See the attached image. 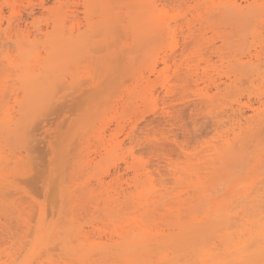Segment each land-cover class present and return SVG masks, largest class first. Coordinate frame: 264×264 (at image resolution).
I'll return each mask as SVG.
<instances>
[{"label": "rangeland", "instance_id": "374dc122", "mask_svg": "<svg viewBox=\"0 0 264 264\" xmlns=\"http://www.w3.org/2000/svg\"><path fill=\"white\" fill-rule=\"evenodd\" d=\"M131 1L135 3L0 0L4 12L0 33V121L4 123V127L0 123V264H78L66 247L81 243L73 241L71 234L67 244L63 240L68 236L66 230L75 227L78 232L82 226L93 241L99 242L105 234L101 242L107 244L106 235L116 226L134 220L160 237L143 251L144 264H264V233H257L264 230V0L243 11L228 5L210 9L213 2L228 0H186L183 4L163 0L157 14L165 10L171 24L153 28L141 13L150 0ZM88 2L96 8L86 14ZM59 5L69 16L66 30L54 23ZM88 19L94 22L90 26ZM73 27L76 31L69 38ZM250 55H259L262 61ZM52 80L60 82L56 86ZM36 96L38 100L32 99ZM239 110L245 118L242 125L233 126ZM227 138L232 147L225 146ZM118 142H123L121 149L116 148ZM137 172L142 179L130 198L127 192L115 193L112 188L118 178L122 177L127 188ZM149 175L154 176L157 189H167L163 200L158 198L160 204L148 208L143 201L154 195ZM101 177L105 185L98 188ZM199 182L202 185L196 187ZM246 192L252 193L250 198L238 199ZM116 198L123 216L109 212L116 208ZM133 202L139 207L132 211ZM123 203L128 209H123ZM223 203L229 208L216 213L217 204ZM61 218L71 221L62 223ZM248 219L258 223L252 233L240 237ZM37 234L44 236L39 247ZM252 237L260 242L243 254L255 241ZM135 240L144 237L131 236L123 246H102L101 258L96 248L92 255L97 257L88 262L128 264L124 256ZM85 253L90 252H81Z\"/></svg>", "mask_w": 264, "mask_h": 264}, {"label": "bare ground", "instance_id": "6f19581e", "mask_svg": "<svg viewBox=\"0 0 264 264\" xmlns=\"http://www.w3.org/2000/svg\"><path fill=\"white\" fill-rule=\"evenodd\" d=\"M10 1H12V0H10ZM57 1V3L58 4H61L62 3V0H56ZM85 1H87V0H85ZM90 1V0H89ZM97 1H99V0H97ZM108 1V0H107ZM142 1V0H141ZM132 2H134V1H131V0H129V4H132ZM146 2V1H145ZM148 3L146 4V3H144V11H141V13L143 12L146 16V19H148L149 18V20H148V22L150 23H148L149 25H150V27L149 28H153L154 26H159V25H165V26H170V21H169V18H167V16H166V14H165V10L163 11L164 12V14L162 15H160L159 14V16H158V14H157V12L159 13V5L161 4H163V0H150V1H147ZM171 2V1H170ZM184 2H186V0H174L173 1V3H176V4H183ZM257 2V0H252V2H251V0H228L227 2H220V3H214L213 2V5H212V7L210 8V9H216V8H219V9H221L222 7H224V6H230L229 8H234V9H237V10H239V11H243V10H245L247 7H249L250 5H252L253 3H256ZM44 3V2H43ZM88 3H90V2H88ZM96 3V2H95ZM123 3V2H122ZM135 3V2H134ZM15 4V3H14ZM14 4H12V5H10V4H8V5H10L11 6V8H14L15 6H14ZM63 4H66V3H63ZM91 4V3H90ZM127 4V3H126ZM146 4V5H145ZM45 5V4H44ZM94 5V4H93ZM98 5V4H97ZM165 5V4H164ZM110 6H112V4L110 5ZM135 6H136V4H135ZM98 7V6H97ZM143 7V6H142ZM94 8H96V7H93L92 6V4L90 5V6H88L87 7V13L86 14H89V12L90 13H93V12H91V11H93V9ZM101 8H102V10L104 9H106V5H104V6H101ZM100 8V9H101ZM122 8V7H121ZM125 8V7H124ZM124 8H122L123 9V11H124ZM136 8V7H135ZM162 8H165L164 6H162ZM108 9V8H107ZM130 9V8H129ZM128 9V10H129ZM2 10V9H1ZM1 10H0V33L2 32L1 30L2 29H4L3 28V23H2V21H1V16H2V14L4 13H2L1 12ZM11 10V9H10ZM65 8L62 6V5H59V7H58V10H57V13H56V15H57V20L55 19L54 20V23H55V21H56V23L57 24H60L61 26H62V29L64 28L65 29V24H66V19H67V17H69V16H67L66 15V13H65ZM135 10V9H134ZM98 11V10H97ZM130 11V10H129ZM85 12V11H84ZM94 12L96 13V11L94 10ZM133 12V11H132ZM137 12V11H136ZM230 12V14H231V11H229ZM228 12V13H229ZM84 14V13H83ZM132 14V13H131ZM155 14L157 15V17L158 18H156L155 17ZM55 15V16H56ZM91 15V14H90ZM139 16H140V14H139ZM143 16V15H142ZM142 16H140V18L142 17ZM13 17V16H12ZM85 17H86V15H85ZM90 18V16H88L87 15V18ZM108 17V11H105V18H107ZM145 17H143V21L145 22ZM3 18V17H2ZM16 18V17H15ZM137 18V17H136ZM135 18V20L137 21V19ZM77 19V18H76ZM113 19V18H112ZM120 19V18H119ZM114 20V19H113ZM140 20V19H139ZM141 20V21H142ZM209 20V19H208ZM12 20H9L8 21V28H10L11 26H12V22H11ZM14 21V20H13ZM79 21V20H78ZM114 21H116L117 22V20H114ZM142 21V22H143ZM19 22V21H18ZM88 22H89V26L90 25H92L93 23H91V19L89 20L88 19ZM106 23H108V22H106ZM105 23V24H106ZM75 24V23H74ZM109 24V23H108ZM112 24H113V26H114V23L112 22ZM137 24H138V22H137ZM145 24H146V22H145ZM19 25V24H18ZM97 25H100V22H99V24H97ZM96 25V26H97ZM111 25V24H110ZM109 25V26H110ZM117 25V27H118V24H116ZM16 26V25H15ZM60 26V27H61ZM105 26V25H104ZM148 26V25H147ZM151 26H153V27H151ZM22 27V26H21ZM94 27V26H93ZM264 27V26H263ZM8 28H6L5 30H4V33L5 34H8L9 33V30H8V33H7V29ZM36 28V27H35ZM89 28V27H88ZM92 28V27H91ZM97 28V27H96ZM99 28V27H98ZM102 28H104V29H106L107 28V25H106V28L105 27H102ZM102 28H100V29H102ZM114 28H115V26H114ZM119 28V27H118ZM15 29V28H14ZM67 29V28H66ZM65 29V30H66ZM76 28L75 27H73V29H72V34H71V36L69 37V38H72L73 37V34L75 33L74 31H76L75 30ZM99 29V30H100ZM117 29V28H116ZM19 30H21V29H19ZM42 30V29H41ZM91 30V29H90ZM107 30V29H106ZM115 30V29H114ZM154 30V29H153ZM165 30V29H164ZM11 31V30H10ZM24 31V30H23ZM38 31V30H37ZM83 31V30H82ZM101 31V30H100ZM117 31V30H116ZM119 31H121V30H119ZM149 31V30H148ZM65 32V31H64ZM67 32V31H66ZM95 33H97V31H94ZM152 32V31H151ZM60 33L61 34H63V32H61V29H60ZM85 33V32H84ZM92 33V32H91ZM94 33V34H95ZM153 33H155L154 31H153ZM38 34V33H37ZM60 34V35H61ZM143 34V33H142ZM31 35V34H30ZM52 35V34H51ZM82 35V34H81ZM89 36H90V34H88ZM87 35V36H88ZM140 35V34H139ZM144 35V34H143ZM78 36H80V34L78 35ZM21 37V36H20ZM141 37H143V36H141ZM32 38V37H31ZM82 37H80V39H81ZM21 39V38H20ZM27 40H28V38H26ZM47 39V38H46ZM25 40V39H24ZM48 41H49V39H47ZM62 40H63V45L65 46V47H67V45L66 44H64L65 43V41H64V39L62 38ZM71 40H73V39H71ZM70 40V41H71ZM78 40V39H77ZM82 40V39H81ZM84 40V39H83ZM225 40V39H224ZM50 41H52L51 40V38H50ZM17 42V41H16ZM47 42V41H46ZM60 41L58 40V43H59ZM68 42V41H67ZM19 43V42H18ZM25 43V42H24ZM57 43V42H56ZM61 43V42H60ZM59 43V44H60ZM62 43H61V45H62ZM71 43V42H70ZM72 43H73V41H72ZM71 43V44H72ZM36 44V43H35ZM75 44V43H74ZM73 44V45H74ZM52 45V44H51ZM62 45V46H63ZM230 45V44H229ZM5 46H6V44H5ZM19 47V46H18ZM54 48V47H53ZM62 48V47H61ZM231 48V47H230ZM66 49V48H65ZM33 50V49H32ZM56 50V49H55ZM55 50H52V52L53 51H55ZM59 50H61V49H59ZM31 51V50H30ZM34 51V50H33ZM51 52V51H50ZM61 52L63 53V51L61 50ZM56 53H58V50H57V52ZM51 54V53H50ZM53 54H55V52L53 53ZM37 55V54H36ZM52 56V55H51ZM56 56V55H55ZM254 55H250L249 57L250 58H256V60L258 61V62H260V60L262 61V59L261 58H259V55H255L254 57H253ZM62 57V56H61ZM60 57V58H61ZM249 57H247V58H249ZM41 58V57H40ZM46 58V57H45ZM51 58V57H50ZM57 59L58 58H55V60L57 61ZM25 60V59H24ZM47 60V59H46ZM54 60V61H55ZM59 60V59H58ZM62 60V59H61ZM38 61V60H37ZM45 61V60H44ZM255 61V60H254ZM28 62V61H27ZM52 62V61H51ZM249 62H251V59L249 60ZM248 62V63H249ZM54 63V62H53ZM257 63V62H256ZM45 64V63H44ZM46 64H49V63H46ZM235 64V63H234ZM246 65H247V63H245ZM250 64V63H249ZM26 65V64H25ZM263 65V64H262ZM261 65V67H263ZM28 66H30V65H28ZM47 66V65H46ZM49 66V65H48ZM256 66H260L259 65V63H258V65H256ZM52 67V66H51ZM50 67V68H51ZM260 67V68H261ZM44 68H46V67H44ZM258 68V67H257ZM1 69V68H0ZM25 71V70H24ZM44 70H42V72H43ZM49 71V70H48ZM51 71V70H50ZM49 71V72H50ZM2 72V70H0V73ZM31 71L29 70V69H27V73L30 75L31 73H30ZM44 72H46V71H44ZM48 72V73H49ZM24 73V72H23ZM51 73V72H50ZM54 73V72H53ZM44 74V73H43ZM24 75H26V73L24 74ZM48 75V74H47ZM15 76V75H14ZM21 76V75H20ZM41 76V75H40ZM43 76V75H42ZM53 76H56V74H54ZM0 77L2 78V75H0ZM22 77H24V76H22ZM28 77V76H27ZM30 77H32V75H30ZM59 77V76H58ZM29 78V77H28ZM42 78V77H41ZM50 78H48V80H49ZM56 79V78H55ZM23 80V79H22ZM22 80H20V81H22ZM25 80V79H24ZM27 80H31V79H27ZM38 80V79H37ZM143 80V79H142ZM26 81V80H25ZM40 81V80H39ZM43 81V80H42ZM51 81V80H50ZM53 81V80H52ZM31 82L33 83L32 84V87H33V85L35 84V81L34 80H31L30 81V83H28V84H31ZM49 82V81H48ZM54 82V81H53ZM60 82V81H59ZM59 82L58 83H53L54 85H56V84H59ZM242 82V81H241ZM5 83V82H4ZM22 83H23V81H22ZM21 83V84H22ZM26 83V84H27ZM37 83H38V81H37ZM40 83V82H39ZM42 83H44V81L42 82ZM41 83V84H42ZM62 83V82H61ZM25 84V83H24ZM52 83H50V85H51ZM53 84L51 85V87H53ZM243 84V83H242ZM35 87H37L36 86V84L34 85ZM57 86V85H56ZM24 88V87H23ZM34 88V87H33ZM54 88H57V87H54ZM6 89H8L7 87H6ZM26 89V88H25ZM24 89V90H25ZM36 89V88H35ZM43 89V88H42ZM45 89V88H44ZM43 89V90H44ZM217 89L219 90L220 88H219V86H217ZM26 90H28V89H26ZM8 91V90H7ZM29 92H31L30 90H29ZM33 92V91H32ZM6 95H7V92H6V90H5V92H4ZM3 93V94H4ZM25 93V92H24ZM35 93H37V95L40 93V90H39V93L37 92V89H36V92ZM31 94V93H30ZM46 94H48V92L46 93ZM32 95V94H31ZM40 95V94H39ZM25 96V95H24ZM37 97V96H36ZM8 98V97H7ZM24 98V97H23ZM26 99H28V98H26ZM32 99H34V100H38V97H37V99H35V98H32ZM31 99V100H32ZM23 102V101H22ZM36 102V101H35ZM33 103H34V101H33ZM3 104H5V102L3 103ZM6 104H7V100H6ZM23 104V103H22ZM25 104H26V102H25ZM36 104V103H35ZM28 105V104H27ZM229 105V104H228ZM261 106V105H260ZM26 107V106H25ZM35 107V106H34ZM241 108V107H240ZM241 110H242V108H241ZM241 110H239V115H238V118L236 119V121H235V123L233 124V126H238V124L241 122V120L242 119H244L245 118V114L241 111ZM254 111H256V110H254ZM232 116H234L233 114H232ZM233 118V117H232ZM231 118V119H232ZM234 119H235V117H234ZM233 120V119H232ZM231 120V121H232ZM3 121V120H2ZM245 121H248V119L246 118L245 119ZM234 122V121H233ZM0 123L2 124V122L0 121ZM0 124V127L3 125V127H4V123L1 125ZM126 125V124H125ZM239 125H242V124H239ZM117 126V125H116ZM119 127V126H118ZM235 129V128H234ZM1 130V129H0ZM120 130V129H119ZM233 130V129H232ZM5 131V130H4ZM1 132V131H0ZM232 132V131H231ZM21 134V133H20ZM236 140V139H235ZM231 141L232 140H230V139H228L227 138V140H225V146H228V147H232V145L233 144H231ZM101 142V141H100ZM238 142H240V139H239V141ZM99 143V142H98ZM234 143H235V141H234ZM237 143V142H236ZM123 147V142H118L117 143V145H116V148H118V149H121ZM65 149V148H64ZM63 152V151H62ZM65 153H66V151H64ZM70 152V151H69ZM68 152V153H69ZM67 156V155H66ZM68 157V156H67ZM67 157H66V159H67ZM70 157V156H69ZM60 158V157H59ZM62 160V159H61ZM70 160V159H69ZM210 160V159H209ZM57 162H59L58 160H57ZM72 162V161H71ZM129 162V161H128ZM62 163V162H61ZM69 162H67V164H68ZM65 164V163H64ZM71 164V163H70ZM54 165V164H53ZM129 165V164H128ZM64 166V165H63ZM60 167V166H59ZM62 167V166H61ZM128 167V166H127ZM63 168V167H62ZM129 168V167H128ZM132 168H134V167H132ZM55 169H57V168H55ZM65 170V169H64ZM54 171V170H53ZM105 171V170H104ZM66 172V171H65ZM69 172V171H68ZM138 173V172H137ZM177 172H174V174H176ZM100 174H102V173H100ZM52 175V174H51ZM56 175V174H55ZM68 175V174H67ZM61 176V175H60ZM71 176V175H70ZM3 177V176H2ZM68 177V176H67ZM66 177V178H67ZM3 178H5V177H3ZM59 178V177H58ZM62 178V177H61ZM60 178V179H61ZM65 177H63L62 178V182H64L65 183V179H66ZM147 178H149L150 180H151V182H152V190L154 191V195L153 196H151L150 198H148V199H146L145 201H143V203H144V205H145V207H150L151 205H155V206H158L160 203V201L161 200H163V197H164V194H163V191L165 190L166 191V189L167 188H165V186H164V188L163 189H157L156 188V185H155V179H154V176L153 175H149V176H147ZM2 179V178H1ZM9 179H10V177H9ZM64 179V180H63ZM69 179V178H68ZM103 179L104 178H100L99 179V187L98 188H100V185H102V184H104L105 185V183H104V181H103ZM116 179V178H115ZM142 179V176H141V174H136V176H135V178L133 179V180H131V181H129V182H127V188H124V186H123V183H122V177L121 178H118L114 183L115 184H113V188L112 189H114V191H115V193H117V192H119V194L118 195H120L122 192H127L128 194L126 195L127 197H131V195H132V193H133V188L134 187H136L137 185H138V183H139V180H141ZM178 181H177V183L179 184L180 183V181H181V177L179 176L178 178ZM5 180H6V182L7 183H9V184H7L8 186L10 185V180L9 181H7V177L5 178ZM4 180V181H5ZM13 180H15V178L13 179ZM13 180L11 181V182H13ZM18 180V179H17ZM59 180V179H58ZM57 181V180H56ZM98 181V180H97ZM114 181V180H113ZM169 181V180H168ZM68 181H66V183H67ZM69 182H71V181H69ZM141 182V181H140ZM47 183V182H46ZM50 183V182H49ZM65 183V184H66ZM142 183V182H141ZM69 184V183H68ZM171 184V183H170ZM15 185V184H14ZM14 185H13V187H14ZM52 185V184H51ZM103 185V186H104ZM202 184H200V182L199 183H197L196 184V187H199V186H201ZM11 187H12V184L10 185ZM70 186V185H69ZM56 187V186H55ZM86 187V186H85ZM236 187V186H235ZM255 187V186H254ZM58 188V187H57ZM68 188V187H67ZM71 188H72V186H71ZM62 189H64V188H62ZM69 189V188H68ZM67 189V190H68ZM103 189V188H102ZM137 189V188H136ZM65 190H66V188H65ZM83 190V189H82ZM86 190V189H85ZM88 190V189H87ZM106 190V189H105ZM120 190H121V193H120ZM234 190V189H233ZM63 191V190H62ZM80 191V190H79ZM97 191H98V189H97ZM132 191V192H131ZM253 191V190H252ZM251 191V192H252ZM65 192H67V191H65ZM81 192V191H80ZM61 193V192H60ZM165 193V192H164ZM195 193V192H194ZM234 193V192H233ZM59 194V193H58ZM64 194L65 193H63V196H64ZM69 194H71L70 192H69ZM84 194V193H83ZM82 194V195H83ZM88 194H90V193H88ZM99 194H101V193H99ZM107 194V193H106ZM166 194V193H165ZM168 194V193H167ZM203 194L206 196V192H203ZM209 194V193H208ZM215 194H216V192H215ZM249 194V195H248ZM250 194H252V193H245V194H241V196L238 198V199H243L244 200V198L246 199V198H248L249 196H250ZM51 195V194H50ZM66 196H67V193L65 194ZM75 195V194H74ZM86 194H84L83 196H85ZM102 195V194H101ZM118 195H116V196H118ZM122 195V194H121ZM212 195V194H211ZM232 195V194H231ZM72 196V195H71ZM70 196V197H71ZM97 196V195H96ZM95 196V197H96ZM123 196H125V195H123ZM139 196V195H138ZM141 196V195H140ZM195 196V195H194ZM60 197H61V195H60ZM65 197V196H64ZM86 197H89V195H86ZM115 197V196H114ZM122 197V196H121ZM129 197V198H130ZM251 197V196H250ZM249 197V198H250ZM51 198V197H50ZM85 198V197H84ZM113 198V197H112ZM119 198H120V196H119ZM118 198V199H119ZM123 198H125V197H123ZM158 198L160 199L161 198V200H159L158 201ZM191 199L193 198V197H190ZM257 198V196H254V197H252V200H255ZM54 199V198H53ZM93 199H94V197H93ZM97 199V198H96ZM101 198H99V200H100ZM106 198H104V200H105ZM109 199V198H108ZM110 199H111V197H110ZM114 199V198H113ZM68 200H71L70 198L68 199ZM103 200V199H102ZM107 200V199H106ZM105 200V201H106ZM115 200V199H114ZM127 200V199H126ZM188 200V199H187ZM249 200V199H248ZM251 200V199H250ZM57 201H59V200H57ZM94 201H97V200H94ZM101 201V200H100ZM113 200L111 199V202H112ZM116 201H117V198H116ZM128 201V200H127ZM127 201H126V203H127ZM239 201H241V200H239ZM54 202V201H53ZM66 202H67V199H66ZM66 202L64 203V207H65V205H66ZM114 202V201H113ZM112 202V203H113ZM123 202L125 203V201L123 200ZM129 202H130V200H129ZM238 202V201H237ZM251 202V201H250ZM261 202H263V201H261ZM107 203H108V201H107ZM119 203V201H117V204ZM122 204V206H124L125 205V207L123 208L124 210H125V208L128 206V205H126V204ZM131 203V202H130ZM178 203H180V201H178ZM54 204V203H53ZM52 204V205H53ZM57 204H59L58 202H57ZM62 204V203H61ZM70 204V203H69ZM72 204V203H71ZM70 204V205H71ZM80 204V203H79ZM109 204V206L111 205V203H108ZM114 205V206H116V208L115 207H113V209H111L109 212L112 214V215H119L120 214V216H123L121 213V208H120V206H119V204L118 205ZM128 204V203H127ZM120 205H121V203H120ZM217 205H219V207L217 208V210H216V213H219V212H222L223 211V209L227 206V209L229 208V205H226L225 204V206H224V203L223 204H217ZM62 206V205H61ZM69 206V205H68ZM106 206H107V204H106ZM108 206V207H109ZM112 206V205H111ZM117 206H119V208H120V211L119 210H117V209H119V208H117ZM213 206V205H212ZM70 207V206H69ZM139 207V205L137 204H134V202H133V205L132 206H129V209H132V211H133V209L134 210H136L137 208ZM194 207V206H193ZM195 207H196V205H195ZM194 207V208H195ZM232 207V206H231ZM54 208V207H53ZM66 208H68L67 206H66ZM248 208V207H247ZM250 208V207H249ZM73 209V208H72ZM100 209H102V208H100ZM104 209H106V208H104ZM127 209H128V207H127ZM126 209V210H127ZM226 209V208H225ZM57 210V209H56ZM64 210V209H63ZM63 210H62V212H63ZM68 210V209H67ZM74 210V209H73ZM108 210V209H107ZM107 210H103L104 212H106ZM233 209H231V211H232ZM54 211V210H53ZM64 211H66V210H64ZM98 211V209H96V212ZM102 211V212H103ZM230 211V212H231ZM247 210L245 209V212H246ZM257 211V210H256ZM262 211V210H261ZM67 212V211H66ZM100 212H101V210H100ZM99 212V213H100ZM108 212V211H107ZM129 212V211H128ZM244 212V211H243ZM69 213V212H68ZM75 213V212H74ZM130 213H131V210H130ZM248 213V212H247ZM262 213H263V211H262ZM54 214H56V213H54ZM67 214V213H66ZM71 214H73L72 212H71ZM83 214V213H82ZM101 214V213H100ZM109 214V213H108ZM110 214V215H111ZM190 214V213H189ZM196 214V213H195ZM65 215V214H64ZM99 215V214H98ZM93 216V215H92ZM258 216V215H257ZM42 217V216H41ZM256 217V216H255ZM264 217V216H263ZM263 217H260L261 218V220H262V218ZM120 218H122V217H120ZM124 218V217H123ZM230 218V217H229ZM59 219V218H58ZM89 219V218H88ZM215 219H217V218H215ZM219 219V218H218ZM61 220H63L62 218H61ZM60 220V221H61ZM85 220H87V219H85ZM258 220H260V219H258ZM44 221V220H43ZM65 220H63L62 221V223L64 222ZM71 221V220H70ZM70 221H65L66 222V224H68ZM84 221V220H83ZM130 221V220H129ZM229 221V220H228ZM118 222V221H117ZM229 222H231V221H229ZM232 222H233V219H232ZM243 222V221H242ZM44 223V222H43ZM89 223H91V222H88V224ZM119 223V222H118ZM197 223V222H196ZM202 223V222H201ZM205 223H207V222H205ZM233 223H235V222H233ZM232 223V224H233ZM258 223V221H256L255 219L254 220H247V222H246V229H245V231H241L240 232V234H242L240 237H242V236H245L246 235V233L247 232H251L252 233V231L254 230L253 229V227L256 225ZM124 224V226H120V225H118V226H116V228L110 233V236H107L106 235V241H107V244L106 243H102L101 241L103 240V236L105 235L104 233V235L102 236V237H99V239H100V241L99 242H96V241H93L92 239H91V237L90 236H88V234L87 233H83V228H82V226H81V231H78V232H76V228L74 227V229L73 230H70V229H68V230H66V233H68V236H66V238L65 239H63L65 242H66V240L68 239V237L72 234V237L73 238H75V240H73V241H75V242H79V243H81V244H79V246L78 247H73V246H69V247H66V249H67V254H69L73 259H75V261L78 263V264H92V262H88V261H90V259L91 258H94V256L96 255V254H94V255H92V252H93V250H95L96 248H100V253H97L98 255L100 254V255H103V253H104V251L102 250L101 251V248H102V246H106V245H108V246H110V248H112V247H118V246H123L124 244H126V242H128L127 241V239L129 238V237H131V236H135V235H140V236H143L144 237V240L143 241H139V240H135V241H132V245H131V249L129 250V252L127 253V255L126 256H124L125 257V261H127L128 262V264H144V262H146V261H144L143 262V255L145 254V252H143V251H146L147 250V248L150 246V245H148L149 243H151V241H154V240H158V238H160L159 236H154L153 234H152V231L150 230V229H148L147 227H145V225H143L142 223H141V221H138V220H134L133 221V223H129L128 221H126V222H124L123 223ZM230 224V223H229ZM244 224V223H243ZM50 225V224H49ZM70 225V224H69ZM78 225H80V224H78ZM122 225V224H121ZM214 225V224H213ZM240 225V224H239ZM157 225L155 224V227H156ZM202 226V225H201ZM244 226V225H243ZM89 227V226H88ZM203 227V226H202ZM206 227H208V226H206ZM205 226H204V228H206ZM90 228V227H89ZM92 228V227H91ZM154 228V227H153ZM159 228V227H158ZM197 228V227H196ZM219 228H220V226H219ZM264 228V227H263ZM107 229V228H106ZM155 229V228H154ZM192 229V228H191ZM237 229V228H236ZM65 230V229H64ZM215 231L217 230V229H214ZM96 231V230H95ZM98 231V230H97ZM100 231V230H99ZM202 231H205V230H202ZM53 232V231H52ZM61 232H63V231H61ZM88 232V231H87ZM100 232H102V231H100ZM103 232H105V231H103ZM207 232V231H206ZM40 233V232H39ZM82 233V234H81ZM97 233V232H96ZM215 233V232H214ZM258 233V235H262L263 233H264V230L263 231H258L257 232ZM31 234V233H30ZM32 234H33V231H32ZM41 234H42V232H41ZM90 234V233H89ZM95 234V233H94ZM109 234V233H108ZM203 234V233H202ZM235 233H233L232 235L233 236H235L234 235ZM237 234V233H236ZM245 234V235H244ZM38 235V234H37ZM57 235V234H56ZM98 235H101V233L100 234H98ZM211 235V234H210ZM210 235H209V237H210ZM230 235V234H229ZM231 235V236H232ZM39 236V235H38ZM37 236V237H38ZM160 236H161V234H160ZM214 237H215V235H213ZM224 236V235H223ZM83 238V239H82ZM138 238V237H137ZM166 238V237H165ZM216 238V237H215ZM44 236H39L38 238H37V241H35L36 242V247H39L41 244H43V242H44ZM70 240H71V237L69 238ZM141 239V238H140ZM163 239V238H162ZM200 239V238H199ZM214 239V238H213ZM256 239H257V237H256ZM255 238L253 239V237H252V239L251 240H255L254 242H252L251 243V245H248L247 246V248H245V249H247V250H244V252H243V254H245V251H249V249H250V247L251 246H255V244H253V243H257V241L258 242H260V239H258V240H256ZM83 240H85V242H86V244H84V245H82V242H83ZM208 240H209V238H208ZM207 239H206V241H208ZM247 240H249V239H247ZM73 241H72V243H73ZM82 241V242H81ZM185 241V240H184ZM63 242V241H62ZM61 242V243H62ZM67 242L69 243V240H67ZM66 242V243H67ZM131 242V241H130ZM161 242H162V240H161ZM203 242V241H202ZM216 242V241H215ZM231 243H232V241H230ZM67 243V244H68ZM194 243V242H193ZM225 243V242H224ZM60 244V243H59ZM58 244V245H59ZM66 244V245H67ZM190 244V243H189ZM206 244V243H205ZM57 245V246H58ZM152 245H155V244H152ZM163 245V244H162ZM191 245V244H190ZM156 246V245H155ZM154 246V247H155ZM198 246V245H197ZM196 246V247H197ZM199 246H200V244H199ZM219 246V245H218ZM228 246V245H227ZM54 247V246H53ZM65 247V246H64ZM159 247H161V246H159ZM222 247V246H221ZM234 248H235V246H233ZM232 247V248H233ZM245 247V244L241 247V248H239L240 250L239 251H241L243 248ZM249 247V248H248ZM52 248V247H51ZM168 248V247H167ZM201 248V247H200ZM229 248H230V246H229ZM231 248V249H232ZM36 249V248H35ZM49 249V248H48ZM54 249H55V252H56V249H57V247L55 248L54 247ZM87 250V252H90V253H85V254H81V252H83L84 250ZM189 249V248H188ZM206 249V248H205ZM49 250H51V249H49ZM136 251V250H138V253L137 254H131V251ZM160 250H162V249H160ZM193 250V249H192ZM199 250V249H198ZM45 251V250H44ZM51 251H53V250H51ZM114 251H116V250H114ZM228 251V250H227ZM61 252H63V251H61ZM122 252V251H121ZM154 252V251H153ZM193 252V251H192ZM44 253V252H43ZM46 253V252H45ZM227 253H229V252H227ZM234 253V252H233ZM158 254V253H157ZM185 254V253H184ZM210 254V253H209ZM223 254V253H222ZM47 255V254H46ZM45 255V256H46ZM99 255V256H100ZM211 255V254H210ZM221 254H219L218 256H220ZM224 255H226V251H225V254ZM147 256V255H146ZM145 256V257H146ZM193 256V255H192ZM238 256V255H237ZM44 257V256H43ZM57 257V256H56ZM56 257H53V258H55L56 259ZM95 257H97V256H95ZM155 257V256H154ZM176 257V256H175ZM214 257V256H213ZM45 258V257H44ZM47 258V257H46ZM90 258V259H89ZM100 258H101V256H100ZM122 258V257H121ZM151 258V257H150ZM168 258V257H167ZM184 257H182L181 259H179L178 261H180V260H182ZM218 258V257H217ZM58 259V258H57ZM148 259V258H147ZM155 259V258H154ZM157 259V258H156ZM173 259V258H172ZM100 260V259H99ZM104 260V259H103ZM116 260V259H115ZM189 260V259H188ZM234 261H236V262H239V263H241V262H243L242 261V259H240V258H234L233 259ZM39 261V260H38ZM56 261V260H55ZM65 261V260H64ZM149 261H151V260H149ZM153 261V260H152ZM169 261H170V259H169ZM173 261V260H172ZM60 262V261H59ZM103 262V261H102ZM180 262H182V261H180ZM197 262V261H196ZM36 263H37V259H36ZM148 263V262H147ZM190 263H194V262H190ZM61 264V263H60ZM95 264H100L99 262H97L96 261V263ZM102 264V263H101ZM146 264V263H145ZM197 264V263H196ZM214 264V263H213Z\"/></svg>", "mask_w": 264, "mask_h": 264}]
</instances>
